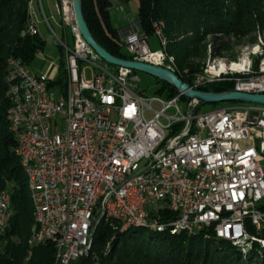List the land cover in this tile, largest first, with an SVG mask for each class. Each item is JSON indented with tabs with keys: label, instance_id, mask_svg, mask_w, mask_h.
I'll return each instance as SVG.
<instances>
[{
	"label": "built area",
	"instance_id": "obj_1",
	"mask_svg": "<svg viewBox=\"0 0 264 264\" xmlns=\"http://www.w3.org/2000/svg\"><path fill=\"white\" fill-rule=\"evenodd\" d=\"M34 2L23 34L42 35L40 22L48 25L66 71L55 82L11 57L7 98L20 134L16 151L35 171L41 202L36 245L52 243L56 264H78L99 217L110 212L124 214L126 225L213 227L217 237L264 242L258 235L264 228V104L237 101L195 112L200 102L182 99L181 92L147 101L137 91L134 69L117 66L113 72L99 65L102 58L83 36L74 0H58L60 35ZM159 21L153 31L161 44ZM148 37L143 30L123 34L130 59L173 71L167 52L153 49ZM220 81L233 82L232 90L264 93V78L222 77L218 71L213 79L192 75L189 84L202 89ZM167 210L177 215L162 221Z\"/></svg>",
	"mask_w": 264,
	"mask_h": 264
},
{
	"label": "trees",
	"instance_id": "obj_2",
	"mask_svg": "<svg viewBox=\"0 0 264 264\" xmlns=\"http://www.w3.org/2000/svg\"><path fill=\"white\" fill-rule=\"evenodd\" d=\"M32 1L0 0V191H9L15 208L0 248V264H56L52 243H30L34 207L28 177L16 151L18 140L8 119L11 104L7 98V60L14 56L33 64L37 52L46 45L41 34H23L30 22ZM110 7L111 0L82 1L85 19L96 40L115 56L130 59L132 56L123 51L119 29L110 21ZM138 20L148 36L154 35L155 20L165 23L167 49L177 59L176 73L192 84V75L208 66L204 64L201 68V62L196 61L208 55L207 35L218 34L213 50L210 49L209 62L217 55H226L232 40L252 34L258 24L264 26V5L246 0H139ZM257 41L264 46L263 34H259ZM65 77L62 57L59 79L63 81ZM157 81L161 94L173 97L180 93L170 83L158 78ZM233 88V82L220 81L202 89L223 92ZM182 99L190 100L185 95ZM219 103H199L195 112L204 104ZM176 215L167 210L160 218L167 221ZM121 228L118 220H99L91 240V252L83 264H264V246L260 242L254 241L245 252L231 241L217 237L213 227L195 234L154 230L156 234L148 238L143 235L147 227L130 226L124 231ZM248 229L255 234L250 223ZM258 235L264 239V228Z\"/></svg>",
	"mask_w": 264,
	"mask_h": 264
},
{
	"label": "bare ground",
	"instance_id": "obj_3",
	"mask_svg": "<svg viewBox=\"0 0 264 264\" xmlns=\"http://www.w3.org/2000/svg\"><path fill=\"white\" fill-rule=\"evenodd\" d=\"M159 38L161 39V44L163 48V52H167L168 62L176 72L177 59L176 56L170 53L167 49V36L165 33V23L163 21H159ZM8 61V73L6 77L7 83H9V73L11 66V57ZM204 68V66H203ZM218 74L222 77H243L245 79H253V78H264V46L257 42L251 46H246L241 55L235 58H230L229 56H216L214 57L208 66L201 72L194 73L193 75H199L201 79H213L214 76ZM8 119L10 121V129L13 134L16 136L18 140V146H20V134L15 133V120H14V112H13V104H11V108L8 113ZM18 156L20 157L21 164L27 174L28 184L30 189V197L34 207V223L32 227V235L30 239V243L32 245H36V235L40 228L41 222V202L40 195L36 190L35 185V171L29 170L28 160L25 159V153L22 151H17ZM3 204L2 215L3 218H0V239H3L4 235L7 232L8 225L10 220L4 218H12L13 216V207H12V199L11 194L7 190L0 191V206ZM104 219L105 221L110 220H118L122 226L121 231H124L130 226H143L147 228H151L153 230L163 232L170 231L171 233H181L188 232L190 234H195L199 232L201 229L198 228H188V227H178V225H168L165 227L164 225H153L151 223H143V222H132L126 225V216L122 213L118 212H110L109 215L99 217V220ZM169 227H172L169 229ZM94 233H91L87 239V244L84 245L82 250V255L78 261L79 262L86 256H88L91 252V240ZM47 238H54V231H47ZM231 241L234 245L240 247L243 251H247L252 248L253 243L251 242H243L238 243L237 240L230 237H219ZM81 263V262H80Z\"/></svg>",
	"mask_w": 264,
	"mask_h": 264
},
{
	"label": "rangeland",
	"instance_id": "obj_4",
	"mask_svg": "<svg viewBox=\"0 0 264 264\" xmlns=\"http://www.w3.org/2000/svg\"><path fill=\"white\" fill-rule=\"evenodd\" d=\"M246 1L252 2L253 4L254 3L255 4L261 3V5H264V0H246ZM133 3L135 4L136 1H134ZM133 8L135 9V7H133ZM232 9H236V8L233 6ZM48 15H50L49 12H48ZM55 20H56L55 18L51 17V22L55 28L56 33L58 35H60L59 28H58ZM41 29H42V35L46 39V45L41 50L42 51V57L37 55L35 62L32 65L38 71L47 72L48 75L50 76V78L53 81L57 82L60 78V69H59L58 65L61 63V58H62V52H61V49L59 46V39L54 35L53 31L49 28L48 25L41 24ZM260 33L263 34V36H264V26L258 24L257 30L255 32H253L252 34L245 35L238 40H232V42L230 43V48L225 53L226 56H229L230 58H235V57H238L239 55H241L243 49L246 46H251V45L259 42L257 40H258ZM216 35H218V34L212 33V34L207 35V38L205 40V45L208 46L207 57L202 59V60L196 59L197 62L198 61L201 62V68H203L202 66H204V64L206 66L211 62V61L207 62V59L210 55V49L213 50V48H214L213 43H214L215 38L217 37ZM68 36L70 39L69 33H68ZM224 37L227 38V36H224ZM252 38L254 40H252ZM70 41H71V39H70ZM148 41L151 44L153 49H158V48L162 47V44H160V40L155 35H150L148 37ZM123 51L125 53H128L125 44H123ZM219 56H223V55H219ZM99 65L102 66L104 69H107L108 71L116 72L117 66L112 65L110 63H107L103 59L100 60ZM138 75L140 76V81L138 82L137 91L142 97L146 98L147 101L149 100V98L154 97V96L165 98V95L161 94L160 90L158 91L160 83H158L157 77L150 75L148 73L141 72V71H138ZM87 76L90 77V70H88ZM237 103H239V102L229 101V102H221L217 105L204 104V105H202L200 111L206 112V111H209L212 109H216V108L224 107V106H230V105H234ZM180 104L182 105L183 102H180ZM242 104H249V103L243 102ZM152 106L156 109H160L162 105L158 101H153ZM155 234H156V232L151 228H145L143 230V235L147 238L151 237ZM108 244H107V246H108Z\"/></svg>",
	"mask_w": 264,
	"mask_h": 264
},
{
	"label": "water",
	"instance_id": "obj_5",
	"mask_svg": "<svg viewBox=\"0 0 264 264\" xmlns=\"http://www.w3.org/2000/svg\"><path fill=\"white\" fill-rule=\"evenodd\" d=\"M82 1L83 0H74V9L83 36L88 41V43L95 49V51L100 55V57L107 63H110L115 66L132 68L136 71H141L153 75L160 80H164L170 83L171 85L176 87L183 95L189 97L190 99H196L200 103L240 101L264 104V93H248L239 90L214 92L202 89H195L191 87L188 82H185L176 72L168 68L143 61L115 56L110 51H108L101 43H99L94 37L85 19L82 8ZM170 228L172 227H169V229ZM258 242H260L264 246L263 241ZM86 258L87 256L81 260L80 264H83Z\"/></svg>",
	"mask_w": 264,
	"mask_h": 264
},
{
	"label": "crops",
	"instance_id": "obj_6",
	"mask_svg": "<svg viewBox=\"0 0 264 264\" xmlns=\"http://www.w3.org/2000/svg\"><path fill=\"white\" fill-rule=\"evenodd\" d=\"M136 1L134 4L133 2ZM42 5L46 16L51 19L55 18L57 26L59 28V23L61 21L59 11H58V0H35L34 6L38 9ZM135 7V9L133 8ZM138 7L139 0H111L110 7V21L113 27L119 29L121 36L123 38L124 33H130L131 31H142L140 24L138 23ZM48 12L50 15H48ZM39 21L42 20L41 13L37 15ZM43 21L40 22V27ZM53 25V24H52ZM54 27V26H53ZM42 32V29H41Z\"/></svg>",
	"mask_w": 264,
	"mask_h": 264
}]
</instances>
